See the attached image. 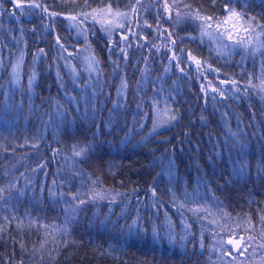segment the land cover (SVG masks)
<instances>
[{
    "label": "trees",
    "instance_id": "trees-1",
    "mask_svg": "<svg viewBox=\"0 0 264 264\" xmlns=\"http://www.w3.org/2000/svg\"><path fill=\"white\" fill-rule=\"evenodd\" d=\"M43 1L0 0V264H264V0Z\"/></svg>",
    "mask_w": 264,
    "mask_h": 264
},
{
    "label": "rangeland",
    "instance_id": "rangeland-1",
    "mask_svg": "<svg viewBox=\"0 0 264 264\" xmlns=\"http://www.w3.org/2000/svg\"><path fill=\"white\" fill-rule=\"evenodd\" d=\"M43 1V0H42ZM47 1V0H46ZM74 0H71L73 3ZM164 2V0H163ZM10 10L11 12H19L21 8L24 7L27 8V11L33 6L38 7L39 4L41 7H45V4L42 5V2L40 0H10ZM44 3V1H43ZM70 3L68 7L66 8V12L63 14L66 18V22L69 23L72 27H81L82 24L79 23V15L83 18H86L97 25L102 29V32L105 33V35L110 38L115 33L119 35V38L124 39L127 37L132 30L135 28L136 23L131 20V16L134 15V10L132 7H125V8H112L109 5H100L98 7H93L91 9H87L85 11H82L81 13L78 12V4H72ZM15 4H19L20 7H15ZM165 4V2H164ZM38 5V6H37ZM43 7L44 11V20L47 18V11ZM139 13L138 15L142 16L143 13L141 12L142 3L138 5ZM35 9V8H34ZM166 11V10H165ZM29 12V11H28ZM51 16L56 17V14H51ZM230 20L226 21L227 24H231V27L235 25V22L232 21V23H229ZM142 24V22H140ZM123 25V27H121ZM22 59L21 52L12 53L11 61L8 68V79L10 83L16 78L13 75V68L17 64L18 61ZM20 72H21V64L18 70V79L20 78ZM30 77H33L31 74L27 75L26 81L29 82ZM13 84V83H12Z\"/></svg>",
    "mask_w": 264,
    "mask_h": 264
},
{
    "label": "snow or ice",
    "instance_id": "snow-or-ice-1",
    "mask_svg": "<svg viewBox=\"0 0 264 264\" xmlns=\"http://www.w3.org/2000/svg\"><path fill=\"white\" fill-rule=\"evenodd\" d=\"M138 2H139V0H138ZM232 2H233V0H228V3L225 4V10L228 11V12L230 13V16H232V17L242 16V13H237L234 9H232V8L229 7V4H231ZM37 6H38V5H37ZM15 7L19 8L20 5H19V4H15ZM213 19H214V17H208V18H207L208 21H211V20H213ZM253 19H254V18H253ZM121 27H123V25H121ZM244 31H245V32H248L249 30H248V29H244ZM218 35H219V33H218ZM58 39H59V38H58ZM124 39H127V37H125ZM228 39H229V40H233V39H234V36L230 34V35L228 36ZM238 43H244V41H238ZM41 51H43V50H41ZM173 58H175V57H173ZM190 59H191V56H190ZM22 62H23V61H22V59H21L20 61L17 62V64H16L15 67L13 68V75L16 77V78L12 81L13 84H18V83H19V80H18V70H19L20 64H21ZM181 72H183V69H181ZM33 79H34V76H33V77H30V79H29V87H30V88H31V85H32ZM156 103H159V101H156ZM145 115H147V114H145ZM156 115H157V118H158L159 115H160V114H159V110H157ZM177 119H178V117H177L176 115H173V116H170L168 120L163 121L162 123H164V124H171L172 121H175V120H177ZM159 126H160V123L158 122V123L156 124V126H154L152 132L149 133V136H148V137H145V140L150 139L152 135L156 134V133H157V128H158ZM143 127H144V125L142 124V125H141V129H142ZM83 154H84L83 152H77V153H76V155H78V156H79V155H83ZM94 183H95V182H94ZM0 191H2V190H0ZM76 198H77L76 196H73V199H76ZM96 198L103 199L104 196H103V194H97L96 196L92 197V199H96ZM84 203H85V201H80V204H81V205H83ZM197 211H198V210H197ZM117 222H118V221H117ZM139 227H140V221H139V218H137V220H134L131 224L128 225V229H127V231H128V233H129V235H131L132 232H133L134 230H139ZM165 235H166V236H171V235H172V229H171L170 226H169V230H168V232L165 233ZM153 236H154L155 238H157V239H160V238H161V237H160V234L155 230V228L153 229ZM174 242H175V239H174V237H173V239H171V240L169 241V243H174ZM228 243H230V244H235L236 247H241V246H242V245L240 244V242H238V241H232V240H229Z\"/></svg>",
    "mask_w": 264,
    "mask_h": 264
}]
</instances>
